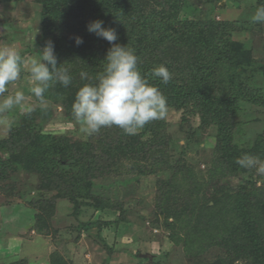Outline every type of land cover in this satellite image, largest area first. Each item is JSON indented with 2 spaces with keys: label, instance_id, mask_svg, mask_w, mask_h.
<instances>
[{
  "label": "trees",
  "instance_id": "16d2710c",
  "mask_svg": "<svg viewBox=\"0 0 264 264\" xmlns=\"http://www.w3.org/2000/svg\"><path fill=\"white\" fill-rule=\"evenodd\" d=\"M222 2L251 4L255 10L264 5V0H0L37 9L38 46L53 41L57 67L72 76L68 87L57 84L46 92L45 109L38 107L30 116L18 112L0 139V184L16 187L40 235L54 231L58 200L69 201L77 216L84 210L121 213L115 221L82 224L85 229L120 227L127 211L112 200V184L104 187L105 180L128 177L139 183L153 176L158 181L152 225L169 233L182 260L137 253L139 264H264V172L259 173L264 168V123L252 119L264 112V59L255 57L253 47L256 38H264V23L200 16L202 7L214 11ZM95 20L116 31L115 43L134 51L141 74L167 98V111L180 115L181 151L164 133L163 120L135 135L116 126L90 137L81 133L72 104L84 84L97 82L112 46L87 31ZM76 36L83 38L79 46ZM160 65L172 74L167 84L152 76ZM81 72L88 78L82 79ZM21 76L27 79L21 89L31 96L30 74L22 70ZM59 125L76 131L56 134ZM78 133L82 135L76 138ZM204 135L212 139L207 143H213L214 151L208 178L195 177L187 159L192 148L202 146ZM244 155L256 157V166L240 167L237 160ZM215 180L226 186L224 191L207 194ZM15 202L7 199L8 207ZM50 264L66 261L53 254Z\"/></svg>",
  "mask_w": 264,
  "mask_h": 264
},
{
  "label": "rangeland",
  "instance_id": "374dc122",
  "mask_svg": "<svg viewBox=\"0 0 264 264\" xmlns=\"http://www.w3.org/2000/svg\"><path fill=\"white\" fill-rule=\"evenodd\" d=\"M202 8H204V13L200 14L202 18L211 16L217 21L247 22L251 21V16L255 12L251 4L226 2H222L221 7H216L214 11L209 5ZM37 18L35 7L0 4V46L15 47L23 54L24 75L29 74L27 62L42 50L37 44ZM263 39L256 38L253 42L257 59H264ZM26 81V77L21 76L18 81L8 86V91L4 95L23 90L21 88L25 86ZM26 98L28 103L35 104L32 96L26 95ZM18 112L19 110H14L8 114V118L13 121L18 116ZM252 119L264 123V112L262 114L256 112ZM159 120L166 122L164 133L174 138L176 150L181 151L185 140L183 139L184 134L180 132V115L174 111H167L164 118ZM8 130V127L0 125V139L8 134ZM75 131L74 127L63 125L53 130L56 134L73 135ZM81 135L78 133L75 137L78 138ZM201 140L202 146L199 149L192 148L187 159L194 167L195 177L202 174L208 178L214 152L213 143L208 144L207 142H212V139L205 135L201 137ZM124 180L130 181L128 177L111 176L109 180H105L103 185L107 188L112 184V200L125 206L127 211L125 222L120 224V227L112 225L100 231L99 227L94 225L90 229H85L82 224L115 221L119 219L121 213L118 210L116 212L114 210L105 212L84 210L83 214L77 216L74 215L73 206L69 201L58 200L53 219L55 232H51L48 236L40 235L34 227L35 223L30 219L32 212L26 208L25 200L18 196L16 187L11 184H0V264H9L23 259H27L29 264H50L53 254L64 258L66 264H139L135 259L137 253H140V257L161 256V258L168 254L169 262L181 261L180 248L172 242L169 233L152 225L157 178L152 176L142 179L139 183L130 181L128 184L123 183ZM231 181L236 184L238 179ZM19 187L22 188V186ZM225 187L220 181H212L207 187V194L211 195L215 191L222 192ZM7 199L8 201L16 200L17 205L10 209ZM216 262L220 261L216 260L212 264ZM183 264L187 263L183 262ZM235 264L241 263L236 262Z\"/></svg>",
  "mask_w": 264,
  "mask_h": 264
},
{
  "label": "clouds",
  "instance_id": "9594fccd",
  "mask_svg": "<svg viewBox=\"0 0 264 264\" xmlns=\"http://www.w3.org/2000/svg\"><path fill=\"white\" fill-rule=\"evenodd\" d=\"M251 21L264 23V5L256 8ZM87 31L105 39L112 46L97 82L84 84L77 91L72 104V115L80 125L81 133L90 137L102 128L116 126L125 135H135L148 123L163 119L167 113V98L141 74L134 51L115 43L118 40L116 31L103 27L101 20L90 22ZM74 43L81 45L83 38L74 37ZM24 67L25 60L18 49L9 45L0 46V97H3L0 99V125L4 127H12L9 113L19 110L30 116L38 107L45 109L46 92L57 84L68 87L72 82L68 69L57 67L55 45L49 40L37 56L27 62L32 81L29 91L37 103H28L23 90L5 96L8 86L21 78ZM80 75L82 79L88 78L87 73L81 72ZM152 76L163 84L172 79L171 72L164 65L155 67ZM256 163V157L251 155L237 160V164L245 169L255 167ZM259 171L264 172V168Z\"/></svg>",
  "mask_w": 264,
  "mask_h": 264
},
{
  "label": "water",
  "instance_id": "95a60500",
  "mask_svg": "<svg viewBox=\"0 0 264 264\" xmlns=\"http://www.w3.org/2000/svg\"><path fill=\"white\" fill-rule=\"evenodd\" d=\"M214 264H220V262H216V263H214Z\"/></svg>",
  "mask_w": 264,
  "mask_h": 264
}]
</instances>
